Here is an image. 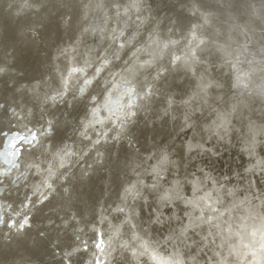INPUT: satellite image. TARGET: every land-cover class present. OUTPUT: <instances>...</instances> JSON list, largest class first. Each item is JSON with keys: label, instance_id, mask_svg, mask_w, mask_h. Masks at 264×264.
I'll use <instances>...</instances> for the list:
<instances>
[{"label": "bare ground", "instance_id": "6f19581e", "mask_svg": "<svg viewBox=\"0 0 264 264\" xmlns=\"http://www.w3.org/2000/svg\"><path fill=\"white\" fill-rule=\"evenodd\" d=\"M244 1L0 0L20 145L0 264H264V0Z\"/></svg>", "mask_w": 264, "mask_h": 264}, {"label": "water", "instance_id": "95a60500", "mask_svg": "<svg viewBox=\"0 0 264 264\" xmlns=\"http://www.w3.org/2000/svg\"><path fill=\"white\" fill-rule=\"evenodd\" d=\"M245 3H247V0H245L244 1ZM117 47V46H116ZM236 48V47H235ZM170 54H171V52H169ZM253 92H254V88H253ZM51 97H54V95H52ZM94 101V100H93ZM92 115L93 116H95L96 117V114H95V112H92ZM47 129H49V128H47ZM48 131V130H47ZM6 134V133H5ZM10 133L9 134H6L5 135V137H9V140H8V142H5L4 141V145H6V147H7V149H9V153H11V151H13L12 149L13 148H10L8 145H9V143H10V140H11V138L14 136V135H16V134H11L10 136ZM33 137H35L34 136V134H29V136H28V138L25 140V145H29V144H32V140H33ZM220 139V138H219ZM15 141H17V140H15ZM29 143V144H28ZM6 149V150H7ZM20 150V149H19ZM15 151H17L18 152V150H15ZM14 153V155L12 156V158L9 156V154H6L7 155V157H8V159H7V162L9 163L11 160H15L17 157H18V153ZM238 152V151H237ZM0 159H1V156H0ZM17 160V159H16ZM242 161V160H241ZM9 166H11V164L9 165ZM239 169V168H238ZM199 173V172H198ZM17 179L18 178H16L15 177V179H13V183H15V184H19V183H17ZM255 182H253V186H252V189H254V188H257V190L259 191V192H261V191H263V184L262 183H260V182H258V176L257 177H255ZM251 192H254V190H251ZM239 195H242V193H239ZM238 195V196H239ZM0 210H1V208H0ZM12 211L13 210H11V213H12ZM17 216V215H16ZM1 217V216H0ZM94 261H95V263H96V259L95 258H91V259H89L88 260V262L86 263V264H92V263H94ZM81 264H83V263H81Z\"/></svg>", "mask_w": 264, "mask_h": 264}, {"label": "snow or ice", "instance_id": "6c2138e0", "mask_svg": "<svg viewBox=\"0 0 264 264\" xmlns=\"http://www.w3.org/2000/svg\"><path fill=\"white\" fill-rule=\"evenodd\" d=\"M79 71H80V69H75V68L73 69V72H79ZM77 78L79 79V77H77ZM90 83H91V81L88 80V79H84V80H83V84H84V85H88V84H90ZM78 91H79L81 94H84V92H85V88H84V87H81V88L78 89ZM62 94H63V93H61V95H62ZM73 95H75V93H73ZM87 98H88V99H91V96L89 95ZM220 126L222 127V125H220ZM5 135H6V134L3 133L2 129H0V137H3V136H5ZM221 138H223V137H221ZM33 139H35V137H33ZM8 146H9L10 148H13V149H18V148L20 147V145H19L18 143H9ZM3 147H4L3 140L0 139V150H2ZM165 159H166V157H165ZM129 195H132L131 190H129ZM134 198H135V197H134ZM158 198H159V201H160V204H161L162 207H165V206H167L168 204L171 203V196H170V194L167 193V192H163V191L159 192V194H158ZM156 219H157V221L159 222V217H157Z\"/></svg>", "mask_w": 264, "mask_h": 264}, {"label": "rangeland", "instance_id": "374dc122", "mask_svg": "<svg viewBox=\"0 0 264 264\" xmlns=\"http://www.w3.org/2000/svg\"><path fill=\"white\" fill-rule=\"evenodd\" d=\"M154 15H155V14H154ZM257 180H258V182H262V181H260V179H259V178H258ZM111 256H112V254H111Z\"/></svg>", "mask_w": 264, "mask_h": 264}]
</instances>
